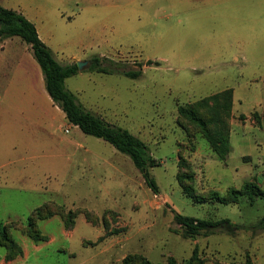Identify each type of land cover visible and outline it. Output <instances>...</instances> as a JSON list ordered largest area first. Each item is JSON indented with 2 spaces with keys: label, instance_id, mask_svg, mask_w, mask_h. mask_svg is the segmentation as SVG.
Returning a JSON list of instances; mask_svg holds the SVG:
<instances>
[{
  "label": "rangeland",
  "instance_id": "1",
  "mask_svg": "<svg viewBox=\"0 0 264 264\" xmlns=\"http://www.w3.org/2000/svg\"><path fill=\"white\" fill-rule=\"evenodd\" d=\"M0 4L32 21L61 64L88 62L66 88L88 111L144 141L162 163L150 169L155 194L129 156L68 123L29 45L19 37L0 41V224L22 249L10 256L0 240V264H121L130 254L183 264L196 245L205 264H245L248 256L264 264V230L257 227L264 196L222 204L213 195L249 182L264 192V0ZM95 57L103 67L119 66L118 73L91 71ZM139 70L136 78L123 74ZM228 89L231 152L221 162L183 120L189 138L178 108ZM180 173L194 180H180ZM38 208L53 215L35 218L44 237L36 242L28 218ZM173 210L230 222L190 239Z\"/></svg>",
  "mask_w": 264,
  "mask_h": 264
},
{
  "label": "trees",
  "instance_id": "2",
  "mask_svg": "<svg viewBox=\"0 0 264 264\" xmlns=\"http://www.w3.org/2000/svg\"><path fill=\"white\" fill-rule=\"evenodd\" d=\"M19 37L21 40L30 46L33 56L38 62L45 82L46 91L53 101L65 114V118L69 124L78 127L83 133L102 139L111 144L117 151L127 155L133 161L137 170L142 174L146 184L152 189L155 194L159 193V186L156 180L151 176L150 169L161 166L160 160L155 158L147 144L140 138L133 135L127 129L113 125L106 121L101 116L88 111L77 99L75 94L66 88V80L77 75L80 70L77 63L70 65L61 64L54 56L52 50L41 39L36 25L30 21L22 13L7 9L0 4V41L9 38ZM148 64H153L148 62ZM103 61L100 57H95L91 60V71L105 74L118 73L119 66L106 68L103 67ZM124 75L136 78L141 75L139 71H127ZM234 104V93L232 89L225 90L221 93L212 95L206 99L191 104L181 105L178 108L179 123L186 130L189 138L190 134L184 121L196 126L197 136L204 138L211 151L221 162H226L231 152V132L226 125V117H229ZM204 110H207L208 116ZM184 120V121H183ZM196 136V137H197ZM180 156V163L187 166L183 156ZM179 178L194 180L193 174L180 173ZM183 181V180H182ZM185 192L192 196L196 202H204L205 198L193 195V188L185 187ZM222 204H238L243 196L253 198V196H264V192L260 187L253 182L244 185L241 190L231 189L227 195L213 194ZM42 208H38L28 218L29 232L36 242L41 241L44 237L36 229L35 218L50 217L52 212H47L45 215ZM175 222L182 228L183 235L190 239L210 233L211 231L226 225L230 222L228 219L211 221L200 220L193 217H187L173 210ZM74 224L73 214L70 213L67 218V225ZM258 229L264 230V218L260 220ZM0 240L9 252L10 256L22 254V249L17 242L12 238L7 228L0 224ZM206 260L200 254V248L195 246L193 253L189 259L184 260L183 264H205ZM121 264H153L147 257L138 254H130ZM169 264H178L175 258L169 257ZM245 264H253L251 257H247Z\"/></svg>",
  "mask_w": 264,
  "mask_h": 264
},
{
  "label": "water",
  "instance_id": "3",
  "mask_svg": "<svg viewBox=\"0 0 264 264\" xmlns=\"http://www.w3.org/2000/svg\"><path fill=\"white\" fill-rule=\"evenodd\" d=\"M88 62H77V65L79 67V70H82L84 66H86Z\"/></svg>",
  "mask_w": 264,
  "mask_h": 264
},
{
  "label": "crops",
  "instance_id": "4",
  "mask_svg": "<svg viewBox=\"0 0 264 264\" xmlns=\"http://www.w3.org/2000/svg\"><path fill=\"white\" fill-rule=\"evenodd\" d=\"M210 148V147H209ZM211 150V149H210ZM212 152V151H211ZM201 159H205L204 157H201Z\"/></svg>",
  "mask_w": 264,
  "mask_h": 264
}]
</instances>
